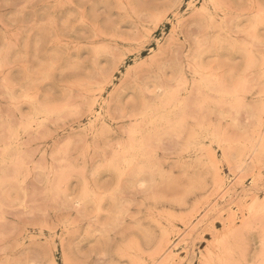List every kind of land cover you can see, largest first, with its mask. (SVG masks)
<instances>
[{
	"label": "rangeland",
	"instance_id": "374dc122",
	"mask_svg": "<svg viewBox=\"0 0 264 264\" xmlns=\"http://www.w3.org/2000/svg\"><path fill=\"white\" fill-rule=\"evenodd\" d=\"M263 210L264 0H0V264H264Z\"/></svg>",
	"mask_w": 264,
	"mask_h": 264
},
{
	"label": "bare ground",
	"instance_id": "6f19581e",
	"mask_svg": "<svg viewBox=\"0 0 264 264\" xmlns=\"http://www.w3.org/2000/svg\"><path fill=\"white\" fill-rule=\"evenodd\" d=\"M139 187H140V186H139ZM253 207H254V206H253ZM256 208H257V207H256ZM256 208H255V209H256ZM258 208H260V207H258ZM253 209H254V208H253ZM255 209H254V212H256ZM263 211H264V210H263ZM254 212H252V213H254ZM259 212H260V211H259ZM225 245H226V244H225ZM219 247H220V246H219Z\"/></svg>",
	"mask_w": 264,
	"mask_h": 264
}]
</instances>
